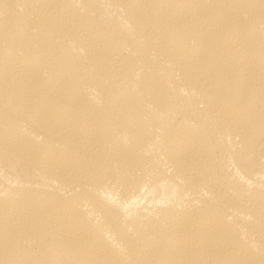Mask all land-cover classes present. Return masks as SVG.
<instances>
[{
  "label": "bare ground",
  "instance_id": "1",
  "mask_svg": "<svg viewBox=\"0 0 264 264\" xmlns=\"http://www.w3.org/2000/svg\"><path fill=\"white\" fill-rule=\"evenodd\" d=\"M0 264H264V0H0Z\"/></svg>",
  "mask_w": 264,
  "mask_h": 264
}]
</instances>
